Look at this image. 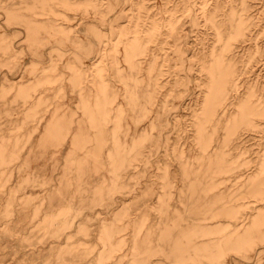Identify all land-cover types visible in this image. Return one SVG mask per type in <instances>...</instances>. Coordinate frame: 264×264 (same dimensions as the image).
I'll use <instances>...</instances> for the list:
<instances>
[{
  "label": "rangeland",
  "instance_id": "374dc122",
  "mask_svg": "<svg viewBox=\"0 0 264 264\" xmlns=\"http://www.w3.org/2000/svg\"><path fill=\"white\" fill-rule=\"evenodd\" d=\"M0 264H264V0H0Z\"/></svg>",
  "mask_w": 264,
  "mask_h": 264
},
{
  "label": "bare ground",
  "instance_id": "6f19581e",
  "mask_svg": "<svg viewBox=\"0 0 264 264\" xmlns=\"http://www.w3.org/2000/svg\"><path fill=\"white\" fill-rule=\"evenodd\" d=\"M211 75H212V73H211Z\"/></svg>",
  "mask_w": 264,
  "mask_h": 264
}]
</instances>
